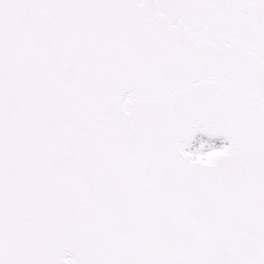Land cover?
<instances>
[{"label":"snow or ice","instance_id":"6c2138e0","mask_svg":"<svg viewBox=\"0 0 264 264\" xmlns=\"http://www.w3.org/2000/svg\"><path fill=\"white\" fill-rule=\"evenodd\" d=\"M0 264H264V0H0Z\"/></svg>","mask_w":264,"mask_h":264},{"label":"bare ground","instance_id":"6f19581e","mask_svg":"<svg viewBox=\"0 0 264 264\" xmlns=\"http://www.w3.org/2000/svg\"><path fill=\"white\" fill-rule=\"evenodd\" d=\"M215 145H216V147H222L223 146V144L222 143H217V142H213Z\"/></svg>","mask_w":264,"mask_h":264}]
</instances>
